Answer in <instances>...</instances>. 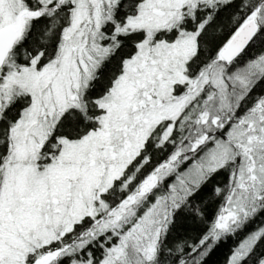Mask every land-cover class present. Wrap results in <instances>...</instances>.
Wrapping results in <instances>:
<instances>
[{
  "label": "snow or ice",
  "instance_id": "1",
  "mask_svg": "<svg viewBox=\"0 0 264 264\" xmlns=\"http://www.w3.org/2000/svg\"><path fill=\"white\" fill-rule=\"evenodd\" d=\"M261 87L264 0H0V264H264Z\"/></svg>",
  "mask_w": 264,
  "mask_h": 264
},
{
  "label": "trees",
  "instance_id": "2",
  "mask_svg": "<svg viewBox=\"0 0 264 264\" xmlns=\"http://www.w3.org/2000/svg\"><path fill=\"white\" fill-rule=\"evenodd\" d=\"M262 45L258 41L253 47V52L259 51ZM257 94L264 93V87L258 88L256 90ZM235 243V241L230 240L227 244L219 247L218 250L210 257L208 264H224L226 256L228 255L229 248Z\"/></svg>",
  "mask_w": 264,
  "mask_h": 264
}]
</instances>
